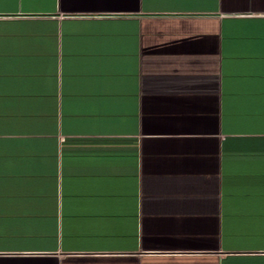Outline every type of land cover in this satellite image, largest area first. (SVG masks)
I'll return each instance as SVG.
<instances>
[{
    "label": "crops",
    "instance_id": "1",
    "mask_svg": "<svg viewBox=\"0 0 264 264\" xmlns=\"http://www.w3.org/2000/svg\"><path fill=\"white\" fill-rule=\"evenodd\" d=\"M0 264H264V0H0Z\"/></svg>",
    "mask_w": 264,
    "mask_h": 264
}]
</instances>
